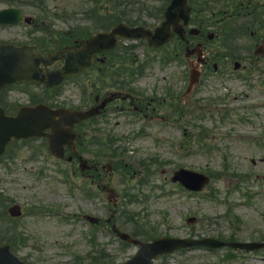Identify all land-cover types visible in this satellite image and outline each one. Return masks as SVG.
Returning <instances> with one entry per match:
<instances>
[{"label":"rangeland","instance_id":"obj_1","mask_svg":"<svg viewBox=\"0 0 264 264\" xmlns=\"http://www.w3.org/2000/svg\"><path fill=\"white\" fill-rule=\"evenodd\" d=\"M44 1L45 6L41 9L30 8L31 12L26 13L41 11L43 15H51L48 18L51 27L46 32L53 34L54 30L59 29L69 33L67 28L77 23L79 31L85 30L87 26L82 22L86 20L82 13L92 9L91 7L104 14L111 13L117 7L125 12L137 9V12H133V15L139 14L134 16L135 19L156 23L159 20L149 15V12L154 13L153 9L161 5L163 0ZM3 7L5 4L0 0V8ZM106 16L118 18L117 14ZM27 32L28 26L25 25L0 27V39L22 41L40 36L36 33L29 35ZM54 41L55 38L50 37L51 46L56 44ZM172 46L170 44L157 52L137 42L132 53L140 63L149 61L145 71L131 77L117 76L114 83H109L107 79L108 83L100 84L104 89L133 90L139 95L154 96L156 99L162 97L164 91L173 90L177 93L182 87L177 70L161 73L157 62L161 61L160 56L163 58L164 54L172 50ZM249 77L248 81L254 84L253 87L232 77L225 80L205 79L202 86L187 97L186 101H180L177 97L178 100L174 102L176 106L167 101L171 96H166V101L157 105L159 109L156 108L154 112V104L149 105L143 111L149 115L146 118L127 107L116 114L111 112L107 115L108 118L97 117L91 123L83 125L87 130L99 128L94 136L104 142L110 135L117 139L116 144H122L126 148L121 157L125 158L129 167L134 168L123 171L119 166L120 171L109 178L110 185L121 196L123 192H128L135 197L131 201L120 197L121 206H118L125 207L130 214L134 213L135 218L122 222L117 213V224H120L122 230L130 233L137 223L147 229V233L140 235L142 238L149 234L156 237L188 234L217 237L233 234L240 241H264V180L261 178L264 175V161L257 160L255 164L250 162L251 158L264 159V90L261 91L264 85L259 72ZM85 79L87 80L80 76L46 95L49 97L55 94L52 101L57 105H75L79 99L86 102L91 90L86 85L90 83L92 74ZM12 95L16 100L27 99L21 92H13ZM179 105L185 111L184 114L179 112ZM159 116H164V119ZM88 131L92 137V130ZM33 144L37 145L36 142ZM94 146L90 145V150L84 151L83 156L95 157L94 152L98 146ZM14 148L16 156L0 163V199L34 207L40 212V215H26L16 221L20 226L18 230L26 237L25 244L14 246L19 256L30 264H81L87 260L85 256L88 253L99 248H105L116 262L132 255L135 248L132 245H122L109 237L105 232L106 228L97 230L96 247L93 248L90 244V223L79 218V214L89 213L106 218L113 205L107 202L105 192L99 195V190L95 191L90 198L82 194L83 182H89L87 175L77 178L67 170L64 172H67V177L59 173L58 168H65L66 165L50 157L46 150L45 155L40 153L37 157H32L22 144H17ZM140 160H145L148 164L143 165ZM100 161L105 163L107 159L101 156ZM179 167L210 175V185L201 194L186 192L169 179L173 170ZM145 168L149 173H146ZM41 171L43 175H38ZM254 187L261 191L254 192V199H251L254 200L251 206L254 210H246L244 203L239 204L238 201L245 191ZM235 190L239 198L234 196ZM227 203L239 215L238 221L231 214L227 216ZM189 216L196 217L194 224L186 222ZM235 253L227 260L224 258L225 248L209 250L201 247L158 255L156 261L164 264H264V249L237 250ZM75 257L78 259L75 260Z\"/></svg>","mask_w":264,"mask_h":264},{"label":"water","instance_id":"obj_2","mask_svg":"<svg viewBox=\"0 0 264 264\" xmlns=\"http://www.w3.org/2000/svg\"><path fill=\"white\" fill-rule=\"evenodd\" d=\"M185 5V0H171L170 5L165 11V21L156 30L149 32L144 28L126 29L131 36H147L151 43L157 44L166 40L169 24L175 23L180 17V9ZM22 18L21 12L18 10L0 11V22H9L11 20L20 21ZM122 28H115L110 34L97 40L96 38L87 42V44L78 50L71 47H64L60 51L55 52L49 57L41 56L35 47H13L3 45L0 47V88L11 81H19L23 78L45 81L49 80L47 85H53L62 80L63 77L83 71L85 67L92 62L93 53L100 51L113 38L114 34L119 33ZM61 57L65 58V65L56 73L43 75L37 69L39 62L47 65ZM51 59V60H50ZM50 60V61H48ZM89 112H71L67 110L51 111L44 105H39L35 109L19 110L15 117L5 115V112L0 108V152L3 151L4 145L12 137L19 138L30 135H37L41 130L50 127L57 133L55 129V117L57 115L66 117L67 121L77 120L92 114ZM201 180V177H198ZM185 244L184 240L180 241ZM8 252L7 247H0V255L5 259L4 264H16V259L10 254L9 257H4V253Z\"/></svg>","mask_w":264,"mask_h":264},{"label":"flooded vegetation","instance_id":"obj_3","mask_svg":"<svg viewBox=\"0 0 264 264\" xmlns=\"http://www.w3.org/2000/svg\"><path fill=\"white\" fill-rule=\"evenodd\" d=\"M191 6L181 42L188 49L189 64L198 67L201 76L235 60L246 69L247 62L259 64L264 59V0H192ZM257 48L261 52L254 54ZM117 100L134 104L129 95L121 94Z\"/></svg>","mask_w":264,"mask_h":264}]
</instances>
